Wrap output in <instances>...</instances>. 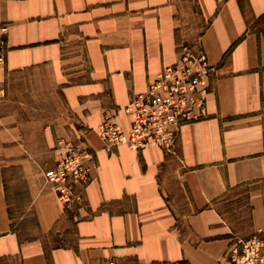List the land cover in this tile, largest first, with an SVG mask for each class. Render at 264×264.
Instances as JSON below:
<instances>
[{"label": "crops", "instance_id": "crops-1", "mask_svg": "<svg viewBox=\"0 0 264 264\" xmlns=\"http://www.w3.org/2000/svg\"><path fill=\"white\" fill-rule=\"evenodd\" d=\"M0 25V264H228L239 237L222 202L246 208L248 237L264 231V0H0ZM183 38L197 39L213 68L206 117L181 126L174 155L106 153L96 132L104 117L128 130L123 108L176 63ZM39 68L64 106L43 128V149L56 162L68 141L93 158L83 202L70 208L43 185L49 164L32 159L6 96L9 74ZM10 167L37 225L26 240L8 215Z\"/></svg>", "mask_w": 264, "mask_h": 264}, {"label": "built area", "instance_id": "built-area-1", "mask_svg": "<svg viewBox=\"0 0 264 264\" xmlns=\"http://www.w3.org/2000/svg\"><path fill=\"white\" fill-rule=\"evenodd\" d=\"M7 28L0 25V73L4 70ZM179 57L164 68L147 90L134 96L123 108L131 118L124 131L105 116L97 129L103 150L112 154L118 146L140 151L155 146L167 155H174L180 128L206 117L207 79L213 71L203 51L191 50L180 43ZM62 151L55 168L43 175V185L56 190L65 208L83 201L82 190L91 179L94 168L92 154L86 148L68 141H59ZM228 264H264V231L248 239L235 238L226 253ZM102 264H119L113 259Z\"/></svg>", "mask_w": 264, "mask_h": 264}, {"label": "rangeland", "instance_id": "rangeland-1", "mask_svg": "<svg viewBox=\"0 0 264 264\" xmlns=\"http://www.w3.org/2000/svg\"><path fill=\"white\" fill-rule=\"evenodd\" d=\"M183 39L182 43L187 45L191 50L196 51L199 49L197 39L193 42H190L187 38ZM5 91L10 109L20 112L24 135L26 136V142L29 146L28 149L32 159L38 163L46 161L49 165L45 167L46 169L43 172L44 174L49 173L55 168L56 162H54L53 157H50L51 154L48 153V150L42 147V131L45 126L54 121L64 110L58 91L55 94V88L49 71L45 68H39L9 74L5 80ZM10 175L14 180H18L20 178V170L17 168L11 171ZM19 182H21L20 179ZM19 182L17 184L13 182L12 186H17L20 189ZM18 192V198L21 200L23 197L22 191L19 190ZM11 199L13 202L11 206L12 223L16 225L17 234L21 240L29 239L35 233L33 217L29 212L25 217L26 220L19 219L18 201L14 202L12 197ZM82 202H79V204H82ZM242 205H244L243 200ZM220 208L223 212V218L233 227L234 234L243 240L248 239L249 225L246 208L243 207L242 212L240 210L239 212H235L236 204L230 205V203L223 202L220 204ZM71 240L68 237L63 241L69 242ZM60 245L63 246L64 244Z\"/></svg>", "mask_w": 264, "mask_h": 264}, {"label": "trees", "instance_id": "trees-1", "mask_svg": "<svg viewBox=\"0 0 264 264\" xmlns=\"http://www.w3.org/2000/svg\"><path fill=\"white\" fill-rule=\"evenodd\" d=\"M17 169L16 167H10V168H6L3 170V183H4V188H5V196H6V202H7V205H8V215L10 217V219L12 220V210H11V206H12V199L11 197L13 198V201H18L17 202V206H18V218L19 219H23L28 215V213L30 212V214L32 215L33 217V223H34V231L37 230V225H36V221L34 219V216L29 208V197L27 195V191H26V187L24 185V183L22 182L21 180V172H20V181L19 182V179L18 180H14L10 173L11 171ZM14 183H20V189H18V187H13L12 184ZM22 191V194H23V197L21 200H19L18 198V191ZM12 228L15 230L16 229V225L15 224H12ZM21 240V239H20Z\"/></svg>", "mask_w": 264, "mask_h": 264}]
</instances>
